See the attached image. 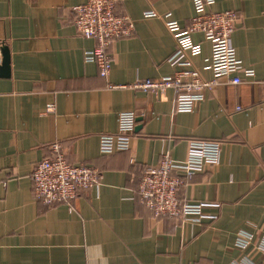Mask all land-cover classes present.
<instances>
[{"label": "crops", "instance_id": "obj_1", "mask_svg": "<svg viewBox=\"0 0 264 264\" xmlns=\"http://www.w3.org/2000/svg\"><path fill=\"white\" fill-rule=\"evenodd\" d=\"M85 2L0 0V48L11 59L9 76H0V264H264L255 247L264 229V84L244 74L239 85L221 78L193 111L175 112L173 90L157 97L132 85L180 69L170 62L177 44L163 17L187 28L194 0H116L134 32L111 45L107 79L85 60L96 42L73 24L72 8ZM209 11L238 12L231 44L261 80L264 0H216ZM192 38L202 51L189 59L210 81L211 44L201 33ZM123 112L137 115L130 148L101 153V136L118 134ZM193 140L221 142L220 162L192 176L180 172L178 196L215 206L199 222L155 218L140 201L141 168L165 154L185 161ZM56 142L69 163L98 169L102 181L72 202L44 205L32 174ZM241 232L253 236L244 250Z\"/></svg>", "mask_w": 264, "mask_h": 264}, {"label": "built area", "instance_id": "obj_2", "mask_svg": "<svg viewBox=\"0 0 264 264\" xmlns=\"http://www.w3.org/2000/svg\"><path fill=\"white\" fill-rule=\"evenodd\" d=\"M215 2L216 0H194L195 14L187 28H182L169 14L163 17L167 31L177 44L170 62L180 69L160 80L138 81L132 85L134 89L157 97L167 90H173L174 111L184 113L193 111L195 106L205 99V93L215 88L221 78H229L233 85H239L244 82L241 76L244 74L246 80L264 84V77L261 80H254L255 71L244 67L231 44L232 35L240 19L238 12L209 11V7ZM72 12L73 24L79 36L96 42V46L85 53L86 62L95 63L99 75L107 79L113 65L111 45L119 39L133 35V21L127 16L117 14L116 0H87L84 4L74 6ZM145 17L158 16L153 12H147ZM194 33H201L211 44V56L206 60L205 66L212 72L213 79L210 81L202 78L200 71L194 68L189 59L198 56L202 51L201 45L195 43L192 38ZM1 62L0 55V65ZM136 120L137 115L134 112L119 114L118 134L101 136V153L112 154L128 150L135 132ZM222 146L218 141L193 140L188 143L185 161H174L165 154L157 166L142 167L139 184L141 203L155 218H181L197 222L208 218L205 209L215 205L180 201L178 194L185 181L179 173L192 176L204 172L208 167L218 165ZM50 151V155L35 166L32 174L35 197L44 205L72 202L77 198L79 190L101 185L102 173L90 166L69 163L60 143H53ZM213 218L215 217H211ZM252 244V235L244 232L239 234L238 248L244 250ZM255 247L264 253V229L263 239ZM234 264L252 263L246 258L245 261Z\"/></svg>", "mask_w": 264, "mask_h": 264}, {"label": "water", "instance_id": "obj_3", "mask_svg": "<svg viewBox=\"0 0 264 264\" xmlns=\"http://www.w3.org/2000/svg\"><path fill=\"white\" fill-rule=\"evenodd\" d=\"M0 51L2 57V62L0 65V76L7 77L9 76L10 71V51L9 48L3 44L1 45Z\"/></svg>", "mask_w": 264, "mask_h": 264}]
</instances>
